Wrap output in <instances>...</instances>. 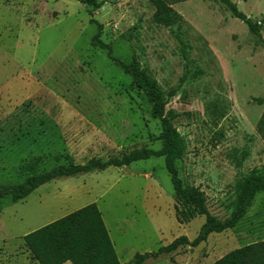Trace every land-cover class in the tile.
I'll return each instance as SVG.
<instances>
[{
	"label": "rangeland",
	"instance_id": "374dc122",
	"mask_svg": "<svg viewBox=\"0 0 264 264\" xmlns=\"http://www.w3.org/2000/svg\"><path fill=\"white\" fill-rule=\"evenodd\" d=\"M103 1V0H96ZM264 21V0H232ZM182 20H153L149 0H105L93 9L100 38L126 63L136 58L168 97L183 137L176 160L184 186L204 192L219 220L235 208L236 180L264 174V48L219 0H168ZM92 7L79 0H0V183L17 184L59 164L158 149L161 123L129 74L92 45ZM264 38V22L261 30ZM95 202L123 264L180 235L205 216L176 204L163 156L46 182L21 199L0 198V264H38L22 236ZM178 211L176 212L175 206ZM264 239V190L235 226L143 264H208ZM70 263V262H67Z\"/></svg>",
	"mask_w": 264,
	"mask_h": 264
},
{
	"label": "trees",
	"instance_id": "16d2710c",
	"mask_svg": "<svg viewBox=\"0 0 264 264\" xmlns=\"http://www.w3.org/2000/svg\"><path fill=\"white\" fill-rule=\"evenodd\" d=\"M79 1L92 7L89 9V21L97 26V31L92 36V45L105 49L107 57L119 66L125 74H129L133 83L143 90L151 105V115L160 120V138L163 144L158 149L147 146L135 147L121 153V155L110 156L107 159L91 157L83 163L59 164L50 170L30 175L17 184L0 183V198L11 196L14 199H21L40 185L60 177L103 170L109 166L120 167L151 156H163L173 186L176 204L182 202L189 211L204 215L205 220L194 238L190 239L186 235H180L170 243L161 245L155 251L137 252L129 264H143L148 258H156L162 253L173 252L183 245L195 247L206 241L210 233L221 232L235 226L245 214L254 195L264 190V174L258 173L256 169L247 174H241L236 180L234 210L224 220H219L213 216L206 206L204 192L197 186H184L178 174L176 160L184 154L185 143L173 125L175 113L166 111L168 97L174 94V90L165 94L157 80L139 68L135 57L131 62L126 63L112 55L111 46L100 38L103 24L92 16L93 9L99 8L105 0ZM149 1L155 7L153 20L156 23L170 26L182 20L168 0ZM219 1L225 5L232 16L242 20L247 25L257 44L264 48V38L261 35L264 21L253 20L238 9L237 3L232 0ZM257 101L263 102L264 97L258 98ZM257 129L264 136V114L261 116ZM175 210L178 211L177 205ZM22 240L32 259L38 264H62L66 261H70L72 264H123L119 260L102 213L95 202L79 207L24 234ZM208 264H264V239L236 247Z\"/></svg>",
	"mask_w": 264,
	"mask_h": 264
},
{
	"label": "crops",
	"instance_id": "0c3cea01",
	"mask_svg": "<svg viewBox=\"0 0 264 264\" xmlns=\"http://www.w3.org/2000/svg\"><path fill=\"white\" fill-rule=\"evenodd\" d=\"M67 262H70V261H66V262H64V263H62V264H72L71 262H70V263H67Z\"/></svg>",
	"mask_w": 264,
	"mask_h": 264
}]
</instances>
